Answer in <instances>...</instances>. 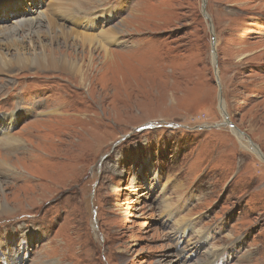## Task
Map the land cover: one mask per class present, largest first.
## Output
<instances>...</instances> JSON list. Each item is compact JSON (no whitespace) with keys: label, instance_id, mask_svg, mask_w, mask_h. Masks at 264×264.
I'll list each match as a JSON object with an SVG mask.
<instances>
[{"label":"rangeland","instance_id":"374dc122","mask_svg":"<svg viewBox=\"0 0 264 264\" xmlns=\"http://www.w3.org/2000/svg\"><path fill=\"white\" fill-rule=\"evenodd\" d=\"M28 1L10 58L30 14L117 38L0 73V264H264V0Z\"/></svg>","mask_w":264,"mask_h":264},{"label":"bare ground","instance_id":"6f19581e","mask_svg":"<svg viewBox=\"0 0 264 264\" xmlns=\"http://www.w3.org/2000/svg\"><path fill=\"white\" fill-rule=\"evenodd\" d=\"M23 3L29 4V1L28 0H0V8L3 10L4 13H6L10 8L16 10L17 7H14V6L23 5ZM29 12L31 13L32 11L29 10ZM32 15L33 14H30L28 17L23 16L21 18V20H18V22H16L12 28L7 29L6 36H8L9 38H12V41L10 40V43L15 41V40H18L16 35H18L19 30L22 29V33H24L25 37H22L21 41H27L29 46H30L33 43L32 40H36L37 44L39 43L38 46L41 47V49H40L41 52H35L33 54H28V52L25 53V51H24L25 45L23 46L22 42L20 43L19 46L17 45L18 49L16 48L17 54H16L15 58H10V55L5 54L0 49V73H5V71L11 70L12 62L14 60L17 63V65H19L21 68H26L27 65L30 64V65H33L37 68L38 67L39 68L44 67V68H50V69H54V70L62 69V70L67 71L69 73L80 75L81 70H83V65H84V63H82V61L85 62L86 60H88L89 64H91L92 61L94 60L96 47H97V50H101L102 53L105 54L104 56H108V54L112 52L110 49L107 48V44L110 45L113 43V39L116 40L117 36H115V35L117 33H115V32L104 33L105 36H109L111 34L112 35L109 38H104V37L102 39L100 38L101 40L98 41L99 38L97 39V37H95V35L93 36V35L84 34L81 32L79 33L74 29H70V28H67L63 25L58 24L55 21V20H58V18L55 20H53V19L46 20L47 21V27L45 30H46V32L48 30L49 31L48 33L52 34L53 36H51V45L44 46V45L40 44V36H41L42 31H43L41 28L43 27L44 24H42V21H38V20H40V18H38V17L37 18H31L30 16H32ZM42 16L43 15H40L39 17H42ZM26 20H28L27 22H28L29 26L27 28V31L25 32V29H23L21 23L22 24L27 23ZM19 21H22V22H19ZM72 23H71V25H72ZM77 30H79V29H77ZM5 32L6 31L2 30L1 33L5 34ZM95 32H96V30H95ZM54 33H55V35H54ZM2 34H0V35H2ZM33 35H35L34 38L32 37ZM70 37H71V40L74 41L73 43H70ZM61 40L63 42H60ZM34 44H35V42H34ZM31 46H32L31 47L32 49L35 48L34 45H31ZM38 46H36V47L38 48ZM13 48H15V47H13ZM62 49L65 50L67 55L64 54ZM76 49L78 51H76ZM88 67H90V65ZM3 121H4L3 127H0V135L2 136L1 140L3 141L4 139L7 138L5 145L9 146L10 149H13L15 147V145L17 144V139L13 135H11V130L18 123V116L15 113H12V114L8 115L7 117L5 116V119H3ZM0 165L1 166H4V165L9 166L8 163H6L5 161L4 162L0 161ZM0 171H1V168H0ZM1 209L3 210V209H5V207L2 206ZM4 211H6V210H4ZM186 227L187 226H185V229H186ZM8 231L9 230L7 229V232ZM7 264H9V262Z\"/></svg>","mask_w":264,"mask_h":264},{"label":"water","instance_id":"95a60500","mask_svg":"<svg viewBox=\"0 0 264 264\" xmlns=\"http://www.w3.org/2000/svg\"><path fill=\"white\" fill-rule=\"evenodd\" d=\"M214 64H216V62H214ZM216 66V65H215ZM217 69V68H216ZM217 74V73H216Z\"/></svg>","mask_w":264,"mask_h":264}]
</instances>
